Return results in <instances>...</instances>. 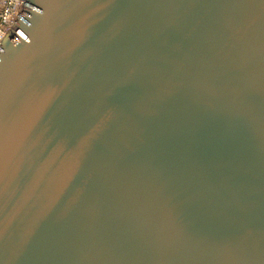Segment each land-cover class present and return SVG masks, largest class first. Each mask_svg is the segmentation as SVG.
Listing matches in <instances>:
<instances>
[{
  "label": "water",
  "instance_id": "95a60500",
  "mask_svg": "<svg viewBox=\"0 0 264 264\" xmlns=\"http://www.w3.org/2000/svg\"><path fill=\"white\" fill-rule=\"evenodd\" d=\"M21 3L0 264H264V0Z\"/></svg>",
  "mask_w": 264,
  "mask_h": 264
},
{
  "label": "built area",
  "instance_id": "2783aa9c",
  "mask_svg": "<svg viewBox=\"0 0 264 264\" xmlns=\"http://www.w3.org/2000/svg\"><path fill=\"white\" fill-rule=\"evenodd\" d=\"M21 7V0H0V44L17 20L16 13Z\"/></svg>",
  "mask_w": 264,
  "mask_h": 264
}]
</instances>
